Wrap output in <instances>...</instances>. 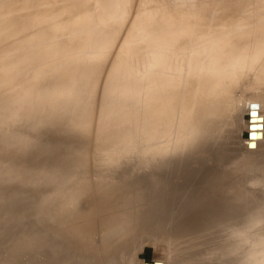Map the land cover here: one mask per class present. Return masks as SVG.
<instances>
[{"label": "rangeland", "instance_id": "374dc122", "mask_svg": "<svg viewBox=\"0 0 264 264\" xmlns=\"http://www.w3.org/2000/svg\"><path fill=\"white\" fill-rule=\"evenodd\" d=\"M113 1L115 4L116 0L107 2ZM249 1L127 0L120 5L118 14L109 18L96 10L90 12L91 8L98 7L94 0H0V24L7 23L5 30L0 32V66H10L12 62L19 65L12 70V75L1 74L0 71V264H63L65 257L51 259L52 250L64 252V242L70 246V250H81L82 243L88 236L100 233L102 228L105 229L104 218L110 221L107 212L110 206L115 204H110L102 208L103 212H99L86 208L88 200L114 203L117 201L114 194L118 192L127 193L131 200L136 199L144 190H150L149 187L154 181H149L142 187L136 184L135 174L139 171V174H152L165 167L169 175L174 176L176 180L164 194L172 204L159 209L172 214L164 226L176 224L180 230L194 229L195 232L182 237L176 231L164 229L161 234L143 236L133 235L126 229H117L113 235L105 236L100 241L95 240L86 258L99 264H174L180 250L188 247L184 241L191 243L190 251L194 253L189 252L183 258L196 259L197 264L202 263L204 259L209 260V263L212 261V246L221 241V228L229 219L217 214L215 203H210L214 202L212 194L205 197L217 172L209 170L198 175L192 173L197 172L206 163L211 167L221 164L229 172L232 169L240 171L241 165L244 168L247 166L246 170L242 169L248 170L250 175L245 177L244 171H240L239 181L244 183L241 188L259 193L258 196L262 200L247 201L245 206L257 202L264 203V126H260L257 121L254 138L244 134V129L249 124L246 110H251L258 100L251 98L254 101L245 105L242 103L250 98L246 94L252 95L247 91L252 92L254 89V94L259 92L256 77L246 74L252 76L248 80L245 78V83L240 82L238 87L235 86L236 90H232L230 99L222 96L219 98L214 86L220 82L218 77L228 64L223 57L226 55L215 52L208 58H202L197 52H178L176 56L183 59L182 71L185 72L177 77L174 90L181 84L187 88V76L191 77L192 82L194 78H198L199 73L193 68L201 61L205 69V81L202 82L201 90H189L193 97L203 100L202 108L194 118H199L198 121L210 119L215 128L219 127L222 133L221 147H216L214 155L204 154L192 160V167L185 169L182 162L183 157L187 155L185 150L177 156L169 155L174 145L183 146L185 143L186 136L180 133L186 134L185 126L188 125L185 120L178 121L171 129V137L160 138L161 140L149 139L151 144L159 142V149L164 153H158L153 160L145 163L151 153L146 150L145 134L141 133L144 122V113L141 110L137 117L138 126H134V117L124 125L126 135L134 136L137 146L126 151L122 145H116L115 132L119 126L113 122L117 120L118 114L131 108L127 103L131 101L130 98H135L136 93V90H129L133 84L127 85L123 82L126 70L124 60L118 57V54L129 29L145 48L150 45L158 49L164 43H158L157 38L174 36L175 33L184 31H188L189 37H193L209 21L242 14L247 16L250 10L248 7L252 8L249 13L253 10L251 14H260L264 10L263 0ZM71 2L74 4L70 7L73 6L74 10L70 9L68 12L65 9L69 8ZM76 5L79 8L75 7ZM257 5L259 6L256 7ZM256 8H260L259 12ZM34 15L42 16L44 21L31 23V16ZM65 20L71 23L69 25L67 22L68 26L65 23L66 27H63ZM237 21L238 19L231 25L232 28ZM22 26L27 28L20 30ZM12 28L16 32L9 36ZM211 28L225 29L215 23ZM66 29H71L69 34L74 32V37L78 39L72 35L64 36L68 34ZM64 31L66 33H63ZM112 35L114 36L111 45L107 46V40ZM30 37L33 38L30 44L7 53L14 44L17 46L23 38ZM54 37L65 44L73 39L65 50L56 54L57 48L47 45ZM145 39H150V42H143ZM183 39L176 38L177 41ZM137 47L136 56L140 57L134 59L136 56H133L130 60L134 72L143 66L147 54L143 45ZM258 49L256 44L253 51L257 52ZM47 53L51 54L44 55ZM248 54V51L231 54L235 56L232 63H236L238 67L251 68L250 62L247 63ZM152 66V63H146V68ZM70 69L73 72L66 74L67 81L63 79L62 82L63 86L67 87L61 91L65 94L72 92L71 94L80 96V99L76 98L74 102L66 105L63 97L57 96L52 101V107H48L47 113L43 114L48 117V121L37 120L36 112L31 109L38 102L39 95L31 89L28 90V95H23L27 82L17 78L25 77L30 81H37L36 84L48 89L50 83L58 84V80L52 81L57 71L59 74ZM120 77L114 84V78ZM89 79L93 85L83 87L82 82L86 83ZM252 79L254 84L256 83L255 86ZM247 83L252 84L248 85L251 90L246 87ZM69 84L75 86L74 90ZM239 85H242L241 89ZM238 101L240 103L236 108L234 106ZM262 110L255 111L264 117ZM162 116L160 110L150 114L147 130H153L155 125L152 121ZM78 119H89L90 122H85L82 126L73 125L72 121ZM105 122L110 125L103 128ZM164 127L165 125L158 126L165 129ZM191 130L195 139L200 133L199 128L193 126ZM257 130L259 131L256 134ZM176 183L178 184L175 185ZM196 185L200 188L199 193L192 190ZM83 193L86 195L82 199L80 195ZM156 198L157 196H149L148 200ZM75 211H82L83 219L77 220ZM250 213L248 214L253 216ZM156 215L158 214L154 217ZM250 216L246 219L247 223L254 222ZM51 218L56 219L54 227H51ZM241 220L238 231H241L242 236L249 235L245 239L249 241L251 231L246 227L248 224L244 215ZM66 222L70 225L68 230H64ZM263 224L264 221L256 225ZM181 239L183 241L180 244ZM263 252L264 247L258 251L260 254ZM127 254L128 256L121 257ZM86 261L84 258L73 264H87Z\"/></svg>", "mask_w": 264, "mask_h": 264}, {"label": "bare ground", "instance_id": "6f19581e", "mask_svg": "<svg viewBox=\"0 0 264 264\" xmlns=\"http://www.w3.org/2000/svg\"><path fill=\"white\" fill-rule=\"evenodd\" d=\"M107 1L94 0V3H97L98 7L91 8L90 12L96 10L100 12V14H104L109 18H114L119 12L120 5H122V3L124 4V2H127V0H116L114 4V1L113 2H107ZM242 1L243 0H241V2ZM257 2H259V0ZM71 3H69L70 5L68 4L69 8L65 9L68 12L71 11L70 9L74 10L73 6H72L73 8L70 7L74 3L72 4ZM249 3H251V1H249ZM258 6L259 5H257L256 7ZM61 7L64 8L63 6H60V8ZM75 7L79 8L78 5H76ZM248 9L251 10L252 8L248 7ZM259 9L256 8L258 12ZM250 10H248L247 16H243L242 14V16H233V17L228 16L227 18L215 19L213 22L209 21L208 23L204 24V26L193 37H189L188 31H184L181 33L179 32L175 33L174 36H170V37L163 36L157 38L156 40L158 41V43H164V45L158 47V49L152 48V46L150 45L145 48V45L142 44L130 32L129 29L128 36H126V39L123 41L121 45V51L119 52L118 57H121L124 60L126 75L123 76L124 78L123 82L127 83V85L129 83L133 84V86L129 88V90L131 91L136 90V93H135V98H130L131 101L127 103V105H129L131 108L128 109L127 111H123L120 114H118V116L116 117L117 120L113 122V124H117L119 126V128L115 132V134L117 135L116 145H122L123 149L126 151L130 150V148L132 147L135 148L137 146V142H135L134 136L126 135V132L124 130V125L128 123L130 118L134 117L135 118L134 126H138L139 119H137V117L140 115L139 111L141 110L144 113L143 116L144 122L141 133L145 134L144 139L147 142L146 150H148V152L151 153V155L147 156L145 163L148 161L150 162L151 159L153 160L155 155H157L158 153H162V154L164 153L162 149H159V145H160L159 142L151 144V142L150 143L148 142L149 139L161 140L160 138L171 137L173 135L171 129L174 125H177L178 121L180 122L185 120V124L188 125V127L185 126L186 134L180 133V135L186 136L185 143L183 146L174 145L170 150L171 152L169 153V155L174 154L175 156H177L182 152V150H185L187 155L182 159V162L185 165L183 167L185 169H189L190 167H192L193 165V163H191L192 160L200 156H203L204 154L214 155L216 147L217 146L221 147L220 139L222 133L220 129H218L219 127L215 128L214 124L210 121V119L206 120L200 118L201 120L198 121L199 118L196 119L194 118V115L201 110L203 105V100L197 97H193L189 93V90L193 88L198 91L201 90L203 85L202 82L205 81V69L201 64V61L197 63L196 66L193 68L195 72L199 73L198 78H194L192 82L191 77L187 76L186 79L189 82L187 88L186 86L183 87L181 84L174 90L177 77H179L181 73L185 72L182 71L183 59L182 58L178 59V57L176 56L177 53L180 51L188 54L191 52H197V54L202 58H208L210 55H212L215 52H220L221 54L224 53L227 56V57L223 56L224 60L228 64H226L225 71L218 77L220 82H217L216 85L214 86V88H216L219 94L218 97L221 98L222 96L225 99L226 97L227 99H230V96L233 93L232 90L235 88V86L237 84H240V82H243L245 78H247L248 80L249 77L253 75V78L254 76L256 77V81L258 84L256 86L259 89V92L257 91L258 93L256 92L254 94L253 93L255 92L253 91L254 89L252 90V92L247 91V93H252V95L246 94L248 97L250 96V98L247 99L244 98L245 100H243L242 103H244L245 105L250 103V101H254L251 98L257 99L258 101L256 102L255 105H258L259 107L256 108L255 110L260 111L263 109L262 111H264V12H263L264 10H262V12L260 11L261 12L260 14L259 13L251 14L253 10L249 13ZM120 13H122V11ZM236 19H238V21L236 22V25L233 26L232 28L231 25L234 23ZM31 20H32L31 23H36L37 21H44L42 16L40 17L35 15L33 17L31 16ZM65 21H63L64 25L65 23L67 24L68 20ZM59 23L60 25H62L61 21ZM69 23L71 22H68V24ZM213 23L225 29L211 28V25ZM6 24H0V32L5 30L7 26ZM63 27H66V25ZM20 28H21L20 30H23L26 29L27 27L22 26ZM68 30L67 29L65 30L68 34L64 36L70 35L69 32L71 31V29L70 31ZM88 30H91V28H88ZM65 31L63 33H66ZM15 32L16 30L12 28L10 30L9 36H11ZM73 33L74 32H72L71 35L74 37ZM88 33L89 31L87 32V34ZM41 34H45V32H41ZM113 36L114 35H112V37L107 40V46L111 45ZM68 37L67 39L71 38ZM178 37L184 39L177 41L176 38ZM74 38L78 39L76 37ZM32 39L33 38L31 37L23 38V41L22 42L20 41L21 43H19L17 46H15L16 44H14L13 47H11L9 51H7V53L9 54L12 51H17L20 49L21 46L24 47L23 45L30 44L32 42ZM72 39H70V41ZM142 41L150 42V39L148 40L145 39ZM69 42L65 44L64 41H61L56 37H54L47 43V45H50L54 49L57 48L56 51L57 54L65 50V47L69 44ZM256 44L258 45L259 49L257 52H254L253 47H255ZM138 45H143V49L146 50L147 54L145 55L143 66L137 69L136 72H134L130 60H132L133 56L137 55L136 51L138 49L137 47ZM60 47H64V48H60ZM244 51L249 52V54L247 55V63L250 62L249 64L251 65V68H247L243 66L238 67L236 63H232L235 60L234 55H237ZM48 54L51 53H47L44 55L47 56ZM138 57L140 56L138 55L134 59ZM149 62L152 63L153 66L151 68H146V63ZM17 67H19V65L12 62L10 66L1 65L0 71H2L1 74L12 75L13 72L12 70ZM64 71H61L59 74L58 71L56 72L53 78L54 80L52 81L55 82L56 80H58V84L53 85L54 83L53 84L50 83L48 89L46 87L42 88L40 85L36 84L37 81H35L36 82L35 83L32 79H31L32 81H30V79L28 80V78L25 77L24 78L16 77L19 80H24L27 82L26 90L24 91L23 95H28L29 89L36 91L39 95V97L37 98L38 102L35 103L31 109L36 112L35 117L37 118V120L41 119L48 121L47 119L48 117L43 114L47 113L46 111H48V107L49 108L52 107L53 104L52 101H54L56 99L55 97L57 96H62L64 103L66 105L69 102L71 103L74 102L76 98H78V100L80 99V96L73 95L71 94L72 92L70 94H65L61 91L62 88L67 87V85L63 86L62 84L63 79L67 81L66 74L68 75L71 72H73L71 71V69L70 71L69 70H64ZM246 74H252V75L248 76ZM114 79H115L114 80V84H115L116 79L119 80L121 79V77ZM254 82L252 84H254ZM82 83H83L82 84L83 87H89V84L93 85L92 80L90 79L86 83L85 81ZM243 83H245V81ZM251 83L249 84L252 86ZM249 84L247 83L246 87L250 88L251 86L249 87L248 86ZM255 84L253 86H255ZM69 86H72L74 90L75 86H73V84H69ZM244 86L245 85H243V87ZM239 87L241 89L242 85L241 86L239 85ZM241 91L239 90V92ZM239 103L240 101H238L234 107L238 108ZM156 109L160 110L163 116L159 118H155L152 121L155 125V128L149 131L147 130L148 118L150 117V114L157 111ZM54 121L56 122V120ZM35 122H37L36 119ZM72 122L73 125L78 124V126H82L85 122H90V121L89 119H87V121L86 119L85 120L78 119V120H73ZM49 123L54 124L52 122ZM38 124H40V122H38ZM109 125L110 124H107L105 122L103 128ZM164 125H165L164 127L165 129L158 128V126H164ZM49 126L51 128V125ZM193 126H198L200 132L195 139H193L194 136L192 135V130H191ZM44 127L47 128L45 124ZM50 128H48V130H50ZM214 129L216 130L214 131ZM258 131L259 130L256 131V134ZM253 135L255 134L253 133ZM165 155L167 154L165 153ZM236 165L238 166V164ZM233 167L235 168V166ZM240 167H241L240 171L242 170L244 171V172L242 171L244 176L250 175L248 170H247L248 172L245 171L247 166H245L244 168V166L242 167L241 165ZM242 168H244L245 170ZM209 170L217 173L216 176L214 175L215 177L211 181V189L206 191V195L207 194L208 195L205 197L207 198L212 194L211 197H213L214 202L211 201L210 203H215L214 208L217 214H221L225 217H228L229 220L227 221V224L224 225L223 228H221V232H220L221 241H219L218 243L215 242L212 246V252H214V254L211 256V259L213 258L214 260L215 259L218 260L213 261L212 259V261H210L209 263V260L204 259L203 262L202 263L199 262V264H208V263L209 264H264V252L262 254L258 253V251L262 250L264 247V224L260 226L256 225L257 223L264 221V203L262 204L261 202H257L252 205L245 206L247 201H252V200L261 201L262 199L258 196L259 193L256 194L255 192L252 193L248 190H242L241 187L243 186L244 183L239 181V176L241 172L238 169L237 170L232 169L229 172V170L227 171L224 168V166L221 164L211 167V165L207 166L206 163L205 166L199 168L197 172L194 171L192 175L202 174ZM139 172L135 174L137 177L136 184L145 187L147 182L150 181V183H152L154 181V183H152L151 186L149 187L150 190H144L140 197L133 200H131L128 197V194L125 192H118L114 194V196L117 197V201L114 203L100 202L92 199L88 200L87 201L88 204L86 208L95 209L99 212H103L102 208L108 207L110 204H115L114 206H110L109 211L107 212L110 215V216L107 215L108 220L110 221L108 222L107 218H104V221H106L105 229L102 228L99 231L100 233H96L92 236H88L86 240L82 243L81 250H76V251L70 250V246L66 245L65 244L66 242H64V246H66V247L63 246L64 252H61L60 250H52L51 259L53 260L56 258L57 260L62 257H65V261L63 262V264H73L74 262L85 258V260H87L86 261L87 264H99L94 261H89L86 258V256L90 254L91 245L95 242V240L100 241L105 236L113 235V232L117 229H126L129 230L133 235L137 234L143 236L158 235L161 234L164 229L169 230L170 232L176 231L182 237L186 236L187 234L194 233L195 232L194 229L180 230L179 226H177L176 224H172L167 227L164 226L165 221L168 218L172 217V214L171 212H166V211L163 212L160 211L159 209L162 206H167L168 204H172L170 202V199L169 198L167 199L164 194L167 191V189L171 186V184L176 180L174 176L169 175L167 168L165 167L164 169L158 170L157 172H154L152 174H147L145 172H143L144 174H139ZM245 172H247V174ZM177 184L178 183H176L175 185ZM218 187H220V189H218ZM192 190H195L194 192L197 193L200 192V188L198 185L192 188ZM262 192L263 190L261 191V195L263 194ZM84 195H86V193L81 194L80 198L83 199ZM149 196H157V198L155 200L149 201L148 200ZM75 212H76L77 220L83 219L84 213L82 211H75ZM249 212H251L250 214H253V216H250L248 214ZM155 214L158 215L154 217ZM242 215H244L245 222L246 219L249 218V216L251 217V220L254 221L252 223L246 222L248 224L246 227L249 228V232L251 231V236L249 241H245V239L249 235L246 234L242 236L240 235L241 231H238L241 227ZM55 220H56L55 218H51V227L56 226ZM69 227L70 225L67 224L66 222L64 226V230H68ZM104 230H106V232ZM179 241L181 244L183 240L181 239ZM183 243L186 244L188 247L184 248L182 246L184 250L183 251L180 250L177 261H174L173 263L197 264L196 259L186 260L185 258H183V256H185L189 252L191 254L194 253V251H190L191 243L187 244L184 241ZM52 244H53V240L51 239V245ZM221 244H223L224 246H222ZM202 253H204V251ZM126 256H128V254L121 257H126Z\"/></svg>", "mask_w": 264, "mask_h": 264}, {"label": "snow or ice", "instance_id": "6c2138e0", "mask_svg": "<svg viewBox=\"0 0 264 264\" xmlns=\"http://www.w3.org/2000/svg\"><path fill=\"white\" fill-rule=\"evenodd\" d=\"M258 105H253L251 110H246V115L248 117L249 120V124L248 126L244 129V134L249 136V137H253V132H254V128L256 126L257 121L260 122V126H264V124H262V122H264V117H261L256 111L255 109L258 108Z\"/></svg>", "mask_w": 264, "mask_h": 264}]
</instances>
